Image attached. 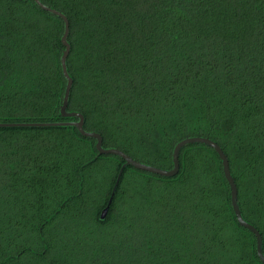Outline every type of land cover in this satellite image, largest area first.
<instances>
[{
	"label": "trees",
	"instance_id": "obj_1",
	"mask_svg": "<svg viewBox=\"0 0 264 264\" xmlns=\"http://www.w3.org/2000/svg\"><path fill=\"white\" fill-rule=\"evenodd\" d=\"M70 22L68 109L105 147L162 168L193 135L230 162L264 244V0H41ZM64 20L0 0V122L68 121ZM163 176L74 125L0 126V264H264L222 160L186 144Z\"/></svg>",
	"mask_w": 264,
	"mask_h": 264
},
{
	"label": "water",
	"instance_id": "obj_2",
	"mask_svg": "<svg viewBox=\"0 0 264 264\" xmlns=\"http://www.w3.org/2000/svg\"><path fill=\"white\" fill-rule=\"evenodd\" d=\"M37 4L42 7L43 9L50 11L58 16H60L64 20V31L62 35V42L65 46L64 51L61 56V64L63 68L64 75L67 79V85L65 89L64 99L61 106V114L65 117H75L74 120H68V121H16V122H0V126H55V125H74L78 128L80 133L84 136L93 137L96 139V148L98 150L99 154H117L121 156L125 162L123 166L121 167L119 174L117 176V179L115 181L113 190L111 192L110 198L108 200L107 206L102 210L100 218L105 219L106 215L108 213L109 207L111 205L112 199L114 197L115 191L117 189V186L120 181V177L123 171V167L132 164L133 166L140 168L142 170L150 171L152 173H157L163 176H174L179 172L180 169V152L181 149L188 143L193 142H201L208 144L216 149L218 152L224 169V174L228 180V183L230 185L231 189V201L233 205V209L235 212V215L237 217V220L239 223L246 227L247 229L251 230L255 236H256V244H257V254L260 258V260L264 263V244H263V236L261 231L251 222L245 219V217L242 214L239 200H238V187L237 183L235 181V178L231 172L230 169V162L227 154L221 147V145L215 141L214 139L207 137V136H201V135H193V136H187L181 140H179L173 149V167L172 168H162L158 167L149 163L142 162L140 160H137L133 158L131 155H129L124 150L117 148V147H105L103 145V137L102 135L95 130H87L85 128V117L84 114L81 111L78 110H70L68 109L69 104V98L71 89L73 86V77L69 73L68 65H67V59L71 51V43L69 41V34H70V22L68 19V16L58 10L57 8H54L52 6H49L45 3H43L41 0H35Z\"/></svg>",
	"mask_w": 264,
	"mask_h": 264
}]
</instances>
